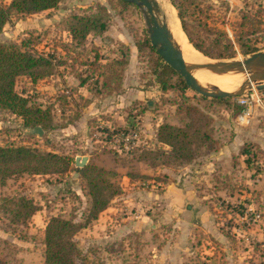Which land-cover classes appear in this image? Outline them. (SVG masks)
<instances>
[{"label":"rangeland","instance_id":"1","mask_svg":"<svg viewBox=\"0 0 264 264\" xmlns=\"http://www.w3.org/2000/svg\"><path fill=\"white\" fill-rule=\"evenodd\" d=\"M177 1L167 0L178 18ZM96 3L104 5L109 13L107 29L100 35L90 33L82 43H76L66 32V25L72 15L94 11ZM242 11L259 12L260 28L247 37L255 51L263 50L264 0H190L182 17L193 38L201 39L204 46L219 36L215 30L224 31L233 40L232 58L211 59H242L251 53L243 54V46L233 37ZM159 14L164 15L160 8ZM196 25L198 32L193 28ZM203 25L214 30L203 29ZM23 38H30L38 52L54 55L55 70L51 75L34 82L19 76L14 82V90L26 97L28 105L47 110L49 126L41 129V136L30 134L31 127L24 126L19 116L0 109V145H24L57 153L70 159L74 169V158L86 156V162L90 160L112 172L110 179L120 187V193L107 206L115 210L108 209L106 215L101 214L102 210L98 221L89 222V229L79 230L76 246L83 260L75 259L77 264H225L227 260L232 263L233 258L234 264H264V88L227 97L225 103L216 107L209 97L189 88L181 91L178 75L165 76L166 87L161 88L155 72L163 62L157 60L155 50L145 42L143 15L136 6L121 5L117 0H60L55 7L34 14H11L0 30V42L18 45ZM223 44L222 40L219 47ZM116 58L126 60L119 71V83L111 78L108 87H100L108 66ZM240 99L250 104L246 125H237L233 120L244 109ZM184 105L227 120L225 136L217 132L213 137L211 132L214 143L206 154L221 142L219 138L232 144L235 125L242 132L238 136L241 142L233 144L238 149L231 154L226 171L212 168L204 172L207 183L201 179L191 186L213 220L212 230L222 233L218 237L212 235L213 231L204 230L199 220L197 227L191 226L192 217L186 215L182 206L177 205L178 216L170 213L175 201L166 184L180 186L177 177H182L183 167L206 154L177 168L148 169L135 161L141 149H168L155 138L157 125L170 120ZM244 144L250 146L247 155L239 153ZM133 173L146 177L127 176ZM126 179H137L133 184L137 192L153 191L159 198L135 204L122 202L118 198L122 192L119 183L125 184ZM17 196L30 198L39 209L19 225L10 224L0 209V259L6 264H41L47 218L61 216L81 221L89 205L84 182L73 169L62 174H21L0 182V202L4 197ZM248 208L258 213L255 221L239 218L248 215ZM142 218V225L150 230L147 238L137 236L140 232L136 223ZM186 225L190 229L186 230ZM117 229L120 230L116 232Z\"/></svg>","mask_w":264,"mask_h":264},{"label":"trees","instance_id":"2","mask_svg":"<svg viewBox=\"0 0 264 264\" xmlns=\"http://www.w3.org/2000/svg\"><path fill=\"white\" fill-rule=\"evenodd\" d=\"M60 0H10L9 3H0V30L11 14H34L43 10L55 7ZM121 5L129 3L117 0ZM190 4V0H178L175 8L178 11L180 26L188 42L200 53L217 59L233 57L231 40L224 31L215 30L217 37L211 40L210 45H203L204 42L196 41L187 29L183 21V10ZM259 9V8H258ZM260 11V9H259ZM259 12L253 13L242 11L239 21L236 24L234 40L243 46L242 53L255 51L254 45L247 37L260 28L261 20ZM109 13L104 5L96 3L94 11L87 14H74L66 25V32L70 39L76 43H82L88 34L100 35L108 26ZM198 32L199 25L194 27ZM203 25V29H205ZM208 30H214L207 28ZM225 41L219 47L221 41ZM145 42L148 44L147 38ZM151 50L154 49L150 46ZM155 52V51H154ZM127 54V51H126ZM53 53L42 54L31 44L30 38H23L20 44L14 42H0V109L19 116L22 124L26 127L38 126L41 129L47 128L48 112L39 107H32L27 104L26 97L16 93L14 90L15 79L25 76L34 82L43 79L54 72L55 63ZM157 60H161L156 55ZM126 60L116 58L108 66V73L102 77L100 87H108V80L120 81L122 66ZM116 66V68H113ZM118 71V72H117ZM156 78L161 88H165L164 77L169 74L177 75L170 67L162 63L157 66ZM180 90L187 88L180 78ZM213 105L225 103L227 98H209ZM215 106V107H216ZM180 110V111H179ZM168 119L162 120L157 125L155 138L161 145L168 149L155 147L141 149L135 159L142 162L148 169L160 166L182 167L198 155H204L213 147L211 138L212 127L210 126L211 115L205 114L196 107L184 105ZM250 146L244 144L239 153L247 155ZM70 159L57 153L40 151L35 147L24 145H0V182L6 178L21 174L45 175L62 174L70 169L78 172L83 180L89 196V205L81 221H75L72 217L49 216L43 228V249L41 252V264H77L75 259L80 258V249L74 241L75 234L86 227L91 220L97 218L99 212L104 210L110 200L120 193V187L110 179L112 172L94 165L90 160L80 168L74 169ZM130 178L141 177L142 174H127ZM0 209L3 217L12 225L25 224L28 219L39 209L30 198L23 196L4 197L0 202ZM83 260V259H81ZM0 264H6L0 259ZM83 264V262H82Z\"/></svg>","mask_w":264,"mask_h":264},{"label":"water","instance_id":"3","mask_svg":"<svg viewBox=\"0 0 264 264\" xmlns=\"http://www.w3.org/2000/svg\"><path fill=\"white\" fill-rule=\"evenodd\" d=\"M136 6L143 15L145 23L147 39L149 45L155 50L162 62L170 67L180 78H182L187 88L195 93L209 98H227L235 97L252 90V83H255V89L261 90L264 88V49L249 53L242 59L231 60H212L206 63H191L186 64L179 52L172 44L168 33L167 23L164 15L159 14V7L156 0H122ZM193 47V46H192ZM200 53V52H199ZM202 55V54H201ZM196 68H206L212 73H226L229 71L248 73L246 81L242 83L238 90L230 92L221 89L213 90L200 85L191 74V71ZM251 68H262L258 74H251ZM30 134L41 136L42 130L38 126H34L28 131ZM86 163V156H76L73 164L76 169L82 167Z\"/></svg>","mask_w":264,"mask_h":264},{"label":"crops","instance_id":"4","mask_svg":"<svg viewBox=\"0 0 264 264\" xmlns=\"http://www.w3.org/2000/svg\"><path fill=\"white\" fill-rule=\"evenodd\" d=\"M128 49L130 50V47H128ZM131 51V50H130ZM211 117L213 118L212 120V131H213V137L214 135H216L217 132H221L222 136H225L226 134V126H228V124L226 123L227 120L224 119V121L222 119L219 118V115L215 114H211ZM224 118V116H223ZM234 120V119H233ZM219 127L222 128V130H217L220 129ZM239 127L237 125L234 126V136L232 139V144L231 143H227V141L225 142V140H222V138H219V140L221 142L216 143V147L210 151L208 154L202 156L200 159L198 160H194V162L191 164L186 165L185 167H183L182 171L183 173H181L182 177H177L178 182L180 181V186H176L175 184L172 183H168L166 185H168L171 188V192L174 195V201L175 203L173 204V208L171 210V214L172 215H176L178 216L179 213V207L182 206L186 212V215L190 217H192V219H190V224L191 226L194 225V227H197V221L199 220L200 226L203 227L204 230H209V231H213V220L209 217V215H207V209L206 206L201 202H198V196L196 195L197 192L196 190H193V188H191L192 184H194L196 181H200L201 179H203V183H207L208 179L207 177H205L206 174H204V172L210 171V169L215 168V169H219L220 171L225 172L226 171V167H228L229 165V160H230V156L234 155V153L237 151L238 147L235 148L233 146L234 143H236L238 145L239 141L241 142L240 138L238 137L240 134H242V132L236 128ZM240 128V127H239ZM228 133V131H227ZM235 138V139H234ZM235 151V152H234ZM238 153V152H237ZM232 154V155H231ZM125 177V176H123ZM127 182L124 184L123 181H120L119 184H121V194L120 197H118L119 199L122 200V202H127V203H132L135 204L137 202H141V200L144 199H154V198H159V194L157 193H153L152 192H145V191H139L137 192V188L134 189L133 184L137 183V179H126ZM122 183L124 185H126V189L125 187H122ZM164 187H162V189H164ZM136 190V191H134ZM166 190V189H165ZM161 196V194H160ZM162 197V196H161ZM200 198H204L203 195H200ZM177 205H180L179 207ZM115 210V208H110V207H106L101 214L106 215L107 210ZM108 214V213H107ZM99 217V215H98ZM128 218V217H127ZM99 219L96 218L93 221H98ZM144 219H140L139 221H137V226H138V233L137 236L138 238H147V235L150 234V230L147 227H144L143 221ZM186 221V220H185ZM188 224V226L190 225ZM92 225V224H91ZM152 226V225H150ZM187 225L186 230L190 229ZM90 226L84 227L81 230H85V229H89ZM80 230V231H81ZM120 229H117L116 232H118ZM132 230V229H130ZM80 231L74 236V239L76 241V244L78 246V234L80 233ZM131 232V231H130ZM214 236L218 237L221 236L222 233H220V231H218L219 233H216L217 231L214 230L213 231ZM216 233V234H215ZM225 241V240H224ZM223 241V242H224ZM208 243V242H207ZM181 247L178 248V250L180 251ZM173 256V254H172ZM225 264H234V258L232 259V263H229V261H225Z\"/></svg>","mask_w":264,"mask_h":264},{"label":"bare ground","instance_id":"5","mask_svg":"<svg viewBox=\"0 0 264 264\" xmlns=\"http://www.w3.org/2000/svg\"><path fill=\"white\" fill-rule=\"evenodd\" d=\"M159 5L160 11L164 13V18L167 23V33L174 45V47L181 52L182 58L186 64L191 63H206L212 60L206 59L198 51H196L192 45L188 42L184 36L178 18L176 17L174 9L167 2V0H156ZM262 71V68H251L249 73L258 74ZM230 73L233 77H231ZM191 74L196 81L207 88H214L213 90L221 89L225 91H236L246 81L248 73H239L229 71L226 73H212L206 68H196L191 71ZM255 83H252V88L255 87Z\"/></svg>","mask_w":264,"mask_h":264},{"label":"built area","instance_id":"6","mask_svg":"<svg viewBox=\"0 0 264 264\" xmlns=\"http://www.w3.org/2000/svg\"><path fill=\"white\" fill-rule=\"evenodd\" d=\"M239 104L243 106L244 109L235 115L234 122L237 125H246L250 119V104H248L246 99H240ZM247 211L249 212L248 215L243 214L239 216L241 220H245L247 218L248 220L255 221L258 218V213H256L253 209L248 208ZM262 245H264V243Z\"/></svg>","mask_w":264,"mask_h":264}]
</instances>
